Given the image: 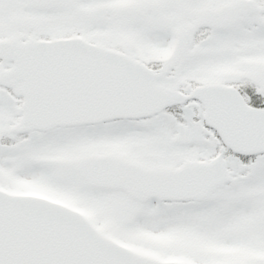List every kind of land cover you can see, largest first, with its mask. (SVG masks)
<instances>
[{
	"label": "snow or ice",
	"instance_id": "6c2138e0",
	"mask_svg": "<svg viewBox=\"0 0 264 264\" xmlns=\"http://www.w3.org/2000/svg\"><path fill=\"white\" fill-rule=\"evenodd\" d=\"M0 264H264V0H0Z\"/></svg>",
	"mask_w": 264,
	"mask_h": 264
}]
</instances>
